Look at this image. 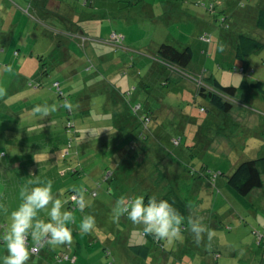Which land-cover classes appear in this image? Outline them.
Segmentation results:
<instances>
[{
  "label": "rangeland",
  "instance_id": "obj_1",
  "mask_svg": "<svg viewBox=\"0 0 264 264\" xmlns=\"http://www.w3.org/2000/svg\"><path fill=\"white\" fill-rule=\"evenodd\" d=\"M10 1L17 4L20 14L11 18V8L7 6L0 10V28L3 27L0 29V235L8 230V215L21 203L20 192L25 188L30 190L39 186L37 181L40 184L51 181L53 194L66 203V192L71 188L84 190L87 200L84 209L74 208L71 211L66 203L64 205V210L71 212L75 220L68 225L72 229V244H47L34 254L35 256L30 255L27 264H127V261L122 260L119 251L120 242L125 240L122 233L117 239L110 237L111 252H105L102 250L106 245L103 241L108 235L101 234H112L109 221H99L102 226L96 224L95 230L85 235L75 231L79 230L77 214L81 220L89 215L87 207L93 206L95 211H100L101 207V211L106 210L114 216V209L121 197H159L169 187L185 199L187 216L195 217L199 214L203 220H207L205 224L211 232V238L206 231L202 234L203 241L197 244L193 234L182 230V239H177L172 244L161 241L157 256L163 254L165 264H197L189 262L192 259L190 254L193 258L195 256L192 252H200L198 258L205 259L199 264L264 263V241L259 242L260 237L264 240V186L241 198L225 186L226 175L231 174L238 164L264 157V99L260 93L251 88L242 90L236 95V104L229 114L222 118L207 102L195 96V84L186 80H172L164 86L162 84L168 82L166 79H169V75H161L159 71L152 77L153 83H148V88L141 87L140 82L145 80V76L150 72L146 67L141 68L137 61V75L135 74V78L131 76L132 69L125 67L124 63L130 67L131 60L127 59L133 54L118 51L121 45L115 46L110 42L112 48L103 51V58L100 48L98 51L88 37V41L78 42V50L72 47L76 56L69 54L71 59L57 50L52 52L51 44L45 39L39 41L44 54L32 51L35 44L32 41L27 42L29 48L25 51L23 44L28 29L31 26L32 31H40L41 27L39 26V29L33 19L29 20L26 5L18 4L16 0H8ZM79 1L82 3V0ZM125 1L127 2L97 0L95 8H87L86 11L98 16L97 23L101 25L98 33L100 35H97L98 31H95L94 35L102 38L104 34L106 37L108 32L118 29L117 25H122L123 22L118 23V20L122 19L121 15L125 16L122 14L124 11L129 14L136 10L134 15L125 17L129 25L135 22H138L137 26L140 23L145 24L141 28L144 34L131 35L130 40L136 41L140 35L147 39L154 34L161 38L160 43L167 40L177 49L190 46L193 57L189 68L184 72L188 77H211L223 86L234 87H239L243 81H261L264 89V51L249 56V69H245L244 74L233 71L242 66L233 55L232 44L236 35L246 34L264 41V32L255 27L257 12L252 5L256 3L251 0H141L143 5L137 3L136 7H131ZM63 2L81 5L73 0ZM145 5L151 6L153 13H150ZM211 5L213 10L208 9ZM221 11L226 13L222 16ZM183 12H189L192 21H184ZM153 17L154 20L162 22L156 29L153 28ZM203 34L210 36L206 43L200 40ZM9 41L13 42L10 49ZM176 41L186 45L180 46ZM129 50L139 53L131 48ZM31 51L34 56L28 58ZM38 54L43 55L44 61L39 60ZM153 65L154 62L151 61V66ZM17 68L24 78L17 75ZM44 70L47 71V76H44ZM54 80L60 84L58 90L62 91L61 97L51 88ZM115 86L125 88L121 92L127 96L126 99L131 96L128 100H131L133 106L138 101L144 107L143 112L149 111L150 116L152 113L153 117L145 123H150L146 128L152 134L148 135L147 144L155 148L149 155L151 148L148 145L140 143V139L135 143L139 148L135 152L136 160L139 163L143 160L140 171L131 167L124 168L126 163L117 160L116 155L109 156L107 159L110 161H105L103 156L94 155L87 169L85 168L79 177H73L66 171L69 160L72 159L77 162L76 165H80L81 159L74 156L76 148L73 142L71 150L68 148L70 136L62 134L68 111L71 112L62 105L65 101L70 102L73 106V116L77 118L75 114L80 110L76 105L82 104L84 107L90 101V112L84 115H91L86 121L89 126H98L97 123L104 124L106 121L108 123L103 131L106 130L107 133L113 128L119 133V137H125L124 134L120 135L123 124H112L109 121L114 110L104 107L109 103L107 97L110 88ZM43 104H55L57 111L47 117L32 112L34 106ZM136 121L138 122V119L135 116L127 115L126 122L135 124ZM137 130L139 129H135V134ZM90 135L95 137L93 133ZM109 135L108 140L113 143V137ZM128 136L130 134L126 137ZM178 138L181 142L176 141L173 145L172 141ZM76 144L79 143H75V146ZM62 148L67 150L66 155L71 159L63 161ZM164 155H167L168 159H164ZM153 163L157 164L158 172L153 167L154 171L150 176L146 169L151 168ZM105 170L113 172V177L98 187L95 182ZM60 171L65 172L63 177L59 176ZM213 176L216 178L213 179ZM220 199L223 205L218 203ZM101 202L105 203L104 208ZM211 205L215 206V214L211 212ZM221 206L223 209L216 210ZM204 210H210L211 214H201ZM110 218L113 219L112 216ZM186 218L184 217L185 220ZM38 219L47 221V212L41 211ZM213 225L215 227H212ZM130 226V230L134 231L133 234L137 237L133 236L127 241L133 245L148 244L147 238L142 236L143 226L132 223ZM185 226L187 224L183 225ZM93 238L98 241L93 242ZM196 244L197 249L201 246L200 251L196 249ZM27 248L30 251L31 247ZM185 249L189 250L183 255L180 250ZM72 250L76 251V254H73ZM5 255L6 244L0 242V258ZM214 257L217 261L208 262ZM152 258H138L131 264H155Z\"/></svg>",
  "mask_w": 264,
  "mask_h": 264
},
{
  "label": "crops",
  "instance_id": "obj_2",
  "mask_svg": "<svg viewBox=\"0 0 264 264\" xmlns=\"http://www.w3.org/2000/svg\"><path fill=\"white\" fill-rule=\"evenodd\" d=\"M16 1L18 4L21 3L22 5H26V9H28L27 13L29 16V20L33 19V22H36V26L41 27V29L39 27L40 31H32L33 29L30 26V28L28 29V33L26 34V40L24 41V44H23V50L26 51L27 48H29L27 42L32 41L33 43H35L32 51H36L37 53L44 54L45 52L43 51L42 46L39 45V41L45 39L46 41H48L51 44L50 46L52 47L51 48L52 52H55L57 50L61 54L65 55L68 59H71L70 58L71 56L69 54L73 53L72 52L73 48H76V49L78 48V42H86L89 40L88 38H90L89 41L92 42L94 47H97L98 51L100 48V50L102 52L101 58H103L104 57L103 51L112 48L111 47L112 45H110L111 43L109 42V35L112 32H117L118 34H121L123 36L121 48L118 51H120V50H123L126 52L128 51L130 54H133L136 56V57H134L132 55L127 59V60H129V59L131 60V66H130L131 68L127 65V63H124L125 67H128L130 70L132 69L130 75L135 78V74L137 72L136 67L138 66V64L136 63L137 61L139 64H141V68L146 67L150 72V74L147 73V76H145L146 79L143 80L142 82H140L141 87L148 88V85H150L148 83H151V84L153 83L152 77L154 75L156 76L157 72L161 71V75L168 74L169 79H170V80L166 79V81H168V82H165V84H162V85L166 86L172 80L173 81L177 80V81H181V82H182V80H186L189 83L195 84L194 85L195 86L194 91H195V95H196L197 82H195L194 80H192L190 78L182 77L177 72H175L172 69L164 66L162 63H160L156 59V52H157L158 47L163 43H168L167 40H165V42H163V43H160L161 38L154 36V34H153V36H148L147 39L140 35L138 38L135 39L136 41L130 40L131 35H134V34L135 35H137V34L143 35L144 34V31H142L141 28L145 24L140 23L137 26L138 22L137 23L135 22V24H133V25L132 24L129 25L127 23V20H126L127 18L125 16L134 15V12L136 10L134 12L133 11L130 12L129 14H128V12L124 11L122 14H125V16L121 15L122 19L118 20V23L120 21L123 22L122 25L121 24L117 25L118 29L115 28L114 31L108 32L106 37L103 34V36L101 38V37H97L96 35H94L95 31H98L97 35H100L98 33L100 31L99 29L101 28V25L99 23H97L98 16L91 13V12L89 13L88 11H86L87 8H90V9L95 8V4H96V6L98 4L97 0H89L88 4H86V6H84L83 3H81L79 0H73V1H75L76 4H77V2L78 3L80 2L81 5H75V4L71 5L70 3H64L63 0H16ZM120 2H123V1H120ZM126 3H129V6H131V7H136L137 3L142 4V1L141 0H127ZM220 3L222 4L221 1H220ZM7 6L9 8H11L10 10L13 13V14H11V18L14 16H19L20 12L18 10L19 8H18L17 4H14L11 1L8 2V0H0V10L2 7L4 8ZM145 7H147V6L145 5ZM147 8L149 9L150 13H153L152 12L153 8L151 6L147 7ZM208 9L213 10V6L212 5L208 6ZM30 12L32 13L31 15H30ZM220 13L223 15L226 13V11H221ZM8 17H10V16H8ZM182 19L184 21L186 20L187 22H189V21H192L191 20L192 16L189 12H188V14L183 12ZM197 21L198 20H196V23H197ZM152 22H153V28H155V29L160 27V25L162 24V22L159 21L158 19L154 20V17H153ZM25 27L27 29V23H25ZM1 28H3V27H1ZM163 29L165 30L164 24H163ZM194 31H195V29H193V32ZM0 35H2V32H0ZM70 35H72V36H70ZM126 38H128V41H126ZM155 38H157V39H155ZM209 38H210V36L207 34H203L200 36V40L203 43H206L207 41H209ZM188 41H189V39H188ZM12 43H13L12 41L8 42L9 49L12 47ZM131 43H133L132 46H131ZM3 44H4V42H3ZM168 44H170V43H168ZM178 44H180V46L186 45V44H183L182 42H179ZM149 45L151 47H149ZM129 48L134 49L136 51H139V53L138 52H132L131 50H129ZM32 51L29 53L30 54L29 56L27 55L28 58H31L34 56ZM0 53H2V50L0 51ZM73 55H74V57L76 56L74 53H73ZM38 56H40V55L38 54ZM41 57H43V55H41ZM24 59H26V58L24 57ZM151 61L154 62L153 66H151ZM238 63L241 64L240 62H238ZM160 66H163V67H160ZM160 68H162V69H160ZM17 75H19V76L21 75V77L24 78V75L22 73H20V69H18V68H17ZM47 75H48V73H47ZM47 75H45V76H47ZM55 81H57V80H55ZM160 81H162V80H160ZM19 89H20V87H19ZM124 89L125 88H118L116 86L111 87L110 93L107 97L109 103L107 105H105L104 107L106 109H113L114 110V112L112 114H110L109 121L112 124L113 123H120L121 125L123 124V127L120 130V135L124 134L125 137L123 135H121L119 137L118 136L119 133L116 132L115 130H113V128H111L107 133H106L105 129H104L105 131H103V128H105V124L108 123L106 121L104 122V124L97 123L98 126H92V127L89 126V124H88L89 122H86V121L88 120L89 117H91V115H89V114L86 116H84V115L90 112V110H89V109H91L89 107L90 101H88L86 106H84V107L82 106V104L81 105L78 104V106L76 105V108L80 111H79V113L75 114V117L77 115V118H74V116H73V118H74L73 120H74V123L76 124L75 128H76V131L79 135L78 139L80 138L79 139L80 140L79 145H81V146L78 147V149H79L80 153H84L80 162H81V165L86 169H87L88 165L92 162L94 155L98 156L100 154H103V155H105L104 156L105 161H110V159H106V155L107 156H115L116 154L120 155L121 153L124 155L126 154V148H125L127 145V143H126L127 137L126 136L129 133H130V135L133 133L132 122H126L127 121V115H130L131 117L135 116L138 119L142 114L141 109L143 108V105H141L137 101V103H135L133 106V103L130 102L131 100H128V99H130L131 96L128 99H126L127 96L125 94H122L121 91H124ZM86 98L88 99L87 96H86ZM125 109H128V111ZM113 110H111V112ZM72 115H74L73 110H72ZM219 116H221V115H219ZM119 117H120V119L118 120L117 118H119ZM151 117H153L152 113H151ZM263 124H264V121H263ZM91 133H93V135H95V137H91V135H90ZM108 134H110L109 137H111V136L113 137L112 138L113 143H111L108 140L109 139ZM150 134L151 133H148V135H150ZM84 136H86V137L84 138ZM128 138L130 139L131 137L128 136ZM138 140H137V142H138ZM97 141H99V142H97ZM147 143H149V140ZM128 145H130V147L131 146L135 147V152L138 151V149H139V148H137V146H135V143H132V144L128 143ZM144 145H142V148L144 147ZM146 145H148L151 148L150 151L148 152L150 155L153 152V149L155 147H153V145H150V144H146ZM165 158L168 159V157H166V155H164V159ZM158 161L159 160L157 159V162ZM263 186H264V184H263ZM159 197H157V198H159ZM218 203L223 205V201L221 199ZM101 204L103 206L102 208H104L105 203L101 202ZM222 207L223 206H221V208L217 207L216 210L220 211L221 209H223ZM99 209H100V211L99 210L95 211L93 209V206L87 207V211H88L89 215H91L95 218L96 224L98 226H102L100 223H98L99 221H103V222L105 220L109 221V227H110V231L112 232V234H108V233L107 234H105V233L101 234L102 236L108 235L107 238L105 239V241L102 240L106 244L105 246H103L102 250H104L105 252L110 251V247H111V246H109V244H111L110 243V241H111L110 237L113 236L115 239H117L118 236L121 237V233H122V237H124L125 240H123V238H121V240H123V241L120 242L119 251L121 253V258L124 262L127 261V264H131V262H136L138 260V258H142L144 260L145 258L148 259L152 256L153 257L152 259L154 260L155 264H165L164 255L160 254L157 256V254L159 252L158 251L159 247H161V245H162L161 242L159 244L158 241L155 240L151 235H148V236L142 235L144 238H147L149 245L148 244H146V245L130 244L127 241V239L131 240V237L136 236V234H133L134 231L130 230L131 221L128 220L126 218V216H124V217L121 216L119 218V220L117 221L114 218V216L112 215V213L106 212V210L101 211V207ZM214 210H215V206L211 205L212 214H215L213 212ZM209 211L210 210H204V212H202L201 214H203V213L211 214ZM216 214L218 217L220 216L218 213H216ZM111 216L113 219L110 218ZM183 217H187V218H186V220L184 219V222L181 225V229L184 231H189V234H193L191 232V224L189 223L190 220H199L203 225H205L206 228H208L205 224V222L207 223V220L206 221L203 220V218H201L199 214H196L195 217H189V216H187V211H186V214ZM214 219H215V216H214ZM77 220H78V222H80L78 214H77ZM115 221H117V224H115ZM211 222H213V224L215 223L214 221H211ZM184 224L185 225L187 224V226L183 227ZM209 224L211 225V223H209ZM136 226L142 227V225H136ZM212 227H215V226L213 225ZM78 228H79V226H78ZM75 231L80 232V229L75 230ZM141 232H142V230H141ZM203 235H204V233H203ZM93 239H94L93 242L98 241L96 238H93ZM203 239H204V237L202 236L201 241H203ZM88 240H89V237H88ZM90 243L91 242L89 241V244ZM37 244L38 243L33 241L31 239V237H29L27 239L26 247L27 246L31 247L30 248V255H32V256L36 255L33 252V249H35L37 247ZM195 246L197 249V244ZM43 247L44 246L39 247V248H43ZM141 247H147V249L145 250V248H141ZM39 250H38V252H39ZM188 250L187 249L180 250V252L183 255H186ZM197 250L200 251L201 246H200V249L198 248ZM72 251H73V254L74 253L76 254V251H74V250H72ZM192 253L195 256L193 258V256L190 254V257L192 258L189 261L190 263L199 264V262H201V261L203 262L205 260L202 257H199L202 259L198 258L197 255H200L199 254L200 252L199 253L192 252ZM197 258H198V260H197ZM160 259L162 260L161 262H160ZM254 259H255V257H254ZM209 261L215 262L217 260L214 257V259L211 258L208 260V262ZM262 264H264V263H262Z\"/></svg>",
  "mask_w": 264,
  "mask_h": 264
},
{
  "label": "trees",
  "instance_id": "obj_3",
  "mask_svg": "<svg viewBox=\"0 0 264 264\" xmlns=\"http://www.w3.org/2000/svg\"><path fill=\"white\" fill-rule=\"evenodd\" d=\"M251 1L254 4L256 3L255 5H252L253 6L252 8H254L257 12L255 27L264 32V0H255L256 2H254V0H251ZM88 2L89 0H82V3L84 6H86ZM27 10L28 9H26V11ZM223 22H224V19H223ZM112 33L118 34L117 32H112ZM110 35H109V42H111ZM118 35L122 36L121 34H118ZM121 43H122V40L116 43L115 46H120ZM232 46H233L234 59L237 62H240L242 64V66L240 65L239 68H235L233 71L237 73H241V74L245 73V69L246 70L249 69V62H248L249 56H251L252 54H257L258 52L264 51V41L253 38L246 34L236 35ZM192 52L193 51L190 46H186L182 49H177L175 46L171 44L163 43L157 49L156 59L160 63H162L164 66L177 72L182 77L190 78L187 75H185L184 72H186V70L190 66V63L193 57ZM37 57L39 58V60L44 61L43 57L41 56H37ZM43 66H45L44 63H43ZM43 72H44V76L47 75V71L44 70ZM190 79L197 82V87H196L197 89H196L195 96L207 102L211 106L212 110L216 112L217 114H220L223 118L229 114L234 104H236V102H234L235 97L238 93L242 92V90H245L248 88L256 90L258 93H260V96L264 99L263 82L261 81H255L252 83L243 81L239 87H234V86H223L219 81L211 77L203 79L201 77L196 78L195 76H193V78H190ZM174 82H177V80H175ZM54 83L58 84V89L60 87V84L59 82L54 80L52 82L51 88L55 90V92L58 94L59 97H61L62 91L54 87L53 86ZM143 108L141 109L142 114L138 118V122L135 123L136 125L133 124L132 129L133 128L134 129H133V133L130 135L131 138L130 139L128 137L126 138L127 140L126 141L127 145L125 147L126 154L124 155L121 153L120 155L116 154L115 156L117 160L121 161L122 163L123 161L124 163H126L124 168L131 167L132 169H135V171L141 170V168L139 167L142 166L141 163L143 160L141 161V163L137 162L136 156H135V147L133 146L130 147L128 143H131V144L136 143L137 140L140 139V143L147 144L149 140V136H148L149 131H148V128H146V126H148L150 123L147 124L145 123V121L147 119H150L151 116H150L149 111L148 113L143 112ZM201 109L204 110V108H201ZM75 126L76 124L74 123V120H73L72 110L71 112L68 111V117L64 124L63 134H65L66 137L70 136L68 148H70L71 150L74 144V148H76L75 149L76 155L74 156L81 159L84 153H80L78 149V147H80L81 145L76 144L75 146V143H79L80 141L79 140L80 138L78 139L79 135L76 131ZM137 128L139 130H137L138 132L137 134H135L136 133L135 129ZM176 141L181 142V139L178 138V139L173 140L172 144L175 145ZM66 142L67 141H65V144ZM61 151L64 152L63 154H61L63 161H65L66 159H71L68 156V154L66 155V151H67L66 149L62 148ZM100 156H103V159L105 158L104 157L105 155L103 154H100ZM108 157L109 156L106 155V159ZM69 162L70 164L67 167L66 171H68L71 174V176L79 177L80 174H82V172L85 171L84 170L85 168L81 164L76 165L77 162H73L72 159L69 160ZM71 164L73 166H71ZM153 169L158 172L156 163H153V165H151V168L146 169V171L150 173V176H151V173H153L154 171ZM64 175H65L64 171L59 172V176L63 177ZM112 177H113V172L105 170L104 172H102L101 177L95 182V184L98 185V187H100L101 183L109 182ZM263 177H264V157L247 160V161H243L240 164H238L237 167L233 170V172H231V174L226 175L225 186L234 195L241 198V197L248 196L254 190L262 188L264 184ZM215 178L216 176H213V179ZM72 189L73 188L69 189V191L66 192L68 196L67 198L68 200L66 204H67V207L71 209V211L74 208H79L76 205V203H74L75 201L71 199V197L75 194L72 191ZM92 195H94V193H92ZM149 198H150L149 196L145 197V202H147ZM158 199L168 200L171 204H173V206L180 212L182 216L186 214L187 204L185 202V199L181 198L172 188L170 187L168 189L166 188L164 193ZM157 241L160 244L161 241L160 240H157ZM260 242H262V240ZM47 244L48 243H46L45 245ZM141 248H145V250L147 249V247H141Z\"/></svg>",
  "mask_w": 264,
  "mask_h": 264
},
{
  "label": "clouds",
  "instance_id": "obj_4",
  "mask_svg": "<svg viewBox=\"0 0 264 264\" xmlns=\"http://www.w3.org/2000/svg\"><path fill=\"white\" fill-rule=\"evenodd\" d=\"M62 107L71 110L73 106L65 101ZM55 111H57L55 104L36 105L32 109L34 114L41 117H47ZM37 184L39 186L30 190L25 188L20 192L21 203L8 215V230L0 235V242L6 244L7 255L0 258V264H27L30 251L26 247V242L29 237L36 243L46 242L52 246L72 244V229L68 225L75 220L71 212L64 210L66 201L56 198L52 192L51 181L43 184L37 181ZM72 191L75 194L71 199L80 209H84L87 206L84 190ZM41 211L47 212V221L38 219ZM121 216H126L133 225H142L144 236L151 235L154 239L167 244L183 238L181 225L184 217L168 200L153 196L145 202L142 195L132 198L121 197L114 209V218L119 220ZM189 223L195 242L199 244L202 234L208 229L199 220H190ZM95 228L96 221L91 215L84 216L79 222L80 232L85 235L90 234ZM208 235L211 238L210 231Z\"/></svg>",
  "mask_w": 264,
  "mask_h": 264
},
{
  "label": "built area",
  "instance_id": "obj_5",
  "mask_svg": "<svg viewBox=\"0 0 264 264\" xmlns=\"http://www.w3.org/2000/svg\"><path fill=\"white\" fill-rule=\"evenodd\" d=\"M122 36H120V35H118V34H116V33H112L111 35H110V41L115 45L116 43H118L119 41H121L122 40ZM53 86L54 87H56L57 89H58V84L57 83H54L53 84ZM264 241L263 240V237H260L259 238V242L260 241ZM46 244V242H41V243H38L37 244V247L35 248V249H33V252L35 253V254H37L38 253V250L40 249L39 247H42V246H44ZM39 248V249H38Z\"/></svg>",
  "mask_w": 264,
  "mask_h": 264
}]
</instances>
